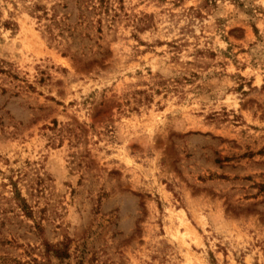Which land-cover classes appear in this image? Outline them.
Instances as JSON below:
<instances>
[{"label":"rangeland","instance_id":"obj_1","mask_svg":"<svg viewBox=\"0 0 264 264\" xmlns=\"http://www.w3.org/2000/svg\"><path fill=\"white\" fill-rule=\"evenodd\" d=\"M0 264H264V0H0Z\"/></svg>","mask_w":264,"mask_h":264}]
</instances>
